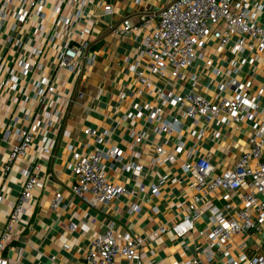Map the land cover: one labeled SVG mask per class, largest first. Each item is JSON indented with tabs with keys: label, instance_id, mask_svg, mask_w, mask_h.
I'll return each instance as SVG.
<instances>
[{
	"label": "crops",
	"instance_id": "obj_1",
	"mask_svg": "<svg viewBox=\"0 0 264 264\" xmlns=\"http://www.w3.org/2000/svg\"><path fill=\"white\" fill-rule=\"evenodd\" d=\"M38 1L0 0L4 10L0 15V238L5 233L1 255L6 264H84L93 238L108 229L114 235L141 239L135 258H116L114 264H190L193 259L200 264H226L228 257L242 254L246 258L241 264H248L250 257L264 255V223L258 230L234 234L211 259L204 255L208 239L201 233L214 227L208 207L214 204L224 214H233L243 207L241 197L250 190L199 191L192 174L181 169L185 162L201 157L213 166V175L232 168L247 148L253 124L264 118V64L254 62L258 68L252 76V65L246 63L234 76L249 83L258 100V115L241 121L226 117L224 123L222 114L208 122L201 116L190 118L184 116V106L178 110L161 105L159 93L184 96L194 77L198 93L210 98L216 81L229 76L201 75L199 60L182 76L149 74L143 32H122L123 21L137 23L146 14L154 24L170 0H71L69 4L42 0V17L36 13ZM107 5L109 11L104 10ZM54 7L60 8L59 15ZM18 8L27 11L23 21L16 19ZM79 41L87 45L75 57L73 68L60 65V50ZM204 50L215 65L229 68V52H215L212 41ZM137 72L149 84L138 79ZM43 78L52 91L38 85ZM149 107H161L162 119H176L172 130L159 132L158 115L149 120ZM33 125L37 130L30 146L9 160L17 134ZM86 129L93 133L86 134ZM132 134L143 138L133 142ZM159 145L175 159L158 155ZM96 149L105 155V178L124 190L107 204H92L87 195L83 199L71 191L73 153L86 157ZM23 169L32 171L41 186L31 190L29 201L20 204L17 220L10 223L11 206L25 183ZM56 193L60 203L53 207ZM195 198L201 213L192 229L178 238L170 227L187 214Z\"/></svg>",
	"mask_w": 264,
	"mask_h": 264
},
{
	"label": "built area",
	"instance_id": "obj_2",
	"mask_svg": "<svg viewBox=\"0 0 264 264\" xmlns=\"http://www.w3.org/2000/svg\"><path fill=\"white\" fill-rule=\"evenodd\" d=\"M63 1L65 4H69L71 0ZM37 4L36 13L42 17L44 2L39 0ZM31 5L35 4L31 3ZM104 10L109 11L110 6H105ZM54 13L59 15L60 8H54ZM79 13L80 9L76 14ZM0 15H4L1 10ZM26 15L27 11L24 8L17 9L16 19L18 21H23ZM151 21L152 17L149 14L141 17L137 23L125 20L122 31L126 34L132 31L143 32L142 44L144 52L149 56V65L146 67L149 74L165 75L168 78L182 76L183 72H186L196 60H199L202 63L199 71L201 75L229 76L227 80L216 81V89L210 98L198 93L194 87L196 80L193 77L192 87L184 96L161 91L159 93L161 105L178 106V110L184 106V116L190 118L201 116L207 122L217 118L220 114L224 115L220 120L223 123L226 121V117H230L234 121H241L245 117L253 118L258 115V100L256 96L251 95L249 83L239 81L234 76L246 63L249 65L254 62L264 64V0H170L159 12L154 24ZM55 29L54 24L53 30ZM209 41L213 42L215 52L227 51L230 53L227 70L215 65L213 60L205 54L204 48ZM86 45L82 41L75 45L68 42L59 52V64L73 68L75 57L82 49L86 48ZM24 66L26 67V65ZM257 68L252 65L250 69L252 76ZM131 69L135 70V68ZM136 75L144 84H149L142 72H137ZM14 79L12 77V80ZM39 84H44L48 91L53 89L46 78H43ZM149 110V120H155V115H158L156 120L159 132L172 130L176 119L171 122L160 118L161 107H149ZM253 129L254 131L248 137L246 150L232 168L213 175V166L203 157L198 158L195 162H185L182 165L181 169L184 173L192 174V183L199 191L211 192L218 188L227 192L238 188L250 190L241 197L243 207L237 209L233 214H224L214 204L208 207L210 221L214 227L207 228L201 233H205L208 239V244L204 249V255L208 259L214 257L216 251L220 252L223 243L229 241L234 234L258 230L260 224L264 223V160L262 159L264 118L260 124H253ZM36 130L37 127L33 125L17 134L16 142L8 154L9 160L27 150ZM85 133H93V131L86 129ZM132 136L133 142H139L143 138L141 134H132ZM180 148L181 144L178 149ZM156 153L158 155L166 154L164 160L173 161L175 159L174 155L167 153L161 145L156 147ZM104 156V153L98 149L86 157L81 156L78 152L73 153L72 173L75 182L71 186V191L83 199L87 195V201L92 204L96 202L107 204L124 191L123 188L111 184L105 178L102 165ZM125 168L129 169L130 166L127 165ZM138 169L136 167L135 172H138ZM21 172L25 183L18 201L11 206L10 223L17 220L21 210L20 204L29 201L31 190L35 186H41L32 171L23 169ZM152 191L156 193L157 187L153 186ZM60 197L58 193L53 196L51 202L53 207L59 205ZM187 210V214L170 227V230L178 238L192 229L194 219L201 213L197 207L196 198ZM73 228L74 225L70 224L69 229ZM4 236L5 233L0 238V264H6L5 258L1 255L4 249ZM140 245L139 237L129 234L114 235L112 230L108 229L93 238L90 248L84 256V264H114V260L120 257L130 261L137 256V249ZM224 254L228 255V252ZM245 258V254H242L239 258L228 257L225 262L226 264H241ZM200 262L199 259H193L190 264H200ZM248 264H264V255L250 257Z\"/></svg>",
	"mask_w": 264,
	"mask_h": 264
},
{
	"label": "trees",
	"instance_id": "obj_3",
	"mask_svg": "<svg viewBox=\"0 0 264 264\" xmlns=\"http://www.w3.org/2000/svg\"><path fill=\"white\" fill-rule=\"evenodd\" d=\"M8 6V5H7ZM54 8H56V7H54ZM54 8H53V12H54ZM4 11V10H3ZM55 14V13H54ZM56 15V14H55Z\"/></svg>",
	"mask_w": 264,
	"mask_h": 264
}]
</instances>
